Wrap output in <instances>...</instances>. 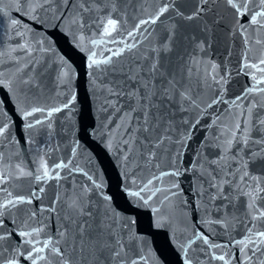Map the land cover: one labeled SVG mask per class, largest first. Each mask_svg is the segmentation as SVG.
I'll return each instance as SVG.
<instances>
[{
  "label": "water",
  "instance_id": "water-1",
  "mask_svg": "<svg viewBox=\"0 0 264 264\" xmlns=\"http://www.w3.org/2000/svg\"><path fill=\"white\" fill-rule=\"evenodd\" d=\"M161 2L95 0L92 10L83 12L80 0H0V80L5 85L0 86V123L7 124L0 137V171L7 177L0 183V203L33 191L38 197L32 204L0 209V232L14 229L0 261L19 251L25 254L19 256L20 264H31L25 259L31 245L17 233L32 229H41L32 238L40 241L37 247L45 240L59 241L64 251L73 235L59 234L68 227L65 203L77 195L97 223L113 224L129 259L145 257L139 264L264 261V243L257 235L264 231V220L253 219L245 195L257 182L253 178L264 188V143L259 142L264 141V125L258 124L264 120V91H248L264 89V83L257 84L264 78L259 70L264 65L249 68L243 59L246 48L251 49L252 63L264 51V45L253 43L264 39V29L254 32L251 11L238 18L226 0H175V9L170 7L155 24L144 25L129 38L138 21L154 15ZM196 12L199 15H193ZM108 19L117 21V31L110 36L104 34ZM13 20L20 23L13 26ZM242 25L247 29L243 33ZM169 30L174 32L170 50L161 52L160 60L181 67L197 62L199 73L194 71L189 81L195 103L165 100L164 106L151 108L149 121L156 127L149 144L139 130L141 104L126 95L139 83L128 76L142 66L141 77L148 78L152 49L167 42ZM122 40L138 46L113 56L110 64L89 67L93 58L102 60L122 49ZM109 88L125 95L113 96ZM216 99L221 102L213 104ZM133 107L137 111H131ZM34 108L42 111L25 118L23 112ZM37 120L35 127H28ZM237 124L241 129L247 125V143L238 132L233 139ZM159 140L163 142L154 147ZM45 161L49 167L67 165L57 170L59 180L42 182L35 180V173L20 174L21 168L27 173ZM55 195L60 197L56 211H41L53 206ZM259 195L264 197V192ZM255 203L264 206V199ZM249 239L254 243L247 247L239 243ZM45 255L58 264V258L47 251ZM66 255L75 254L68 248ZM220 255L225 259L216 258Z\"/></svg>",
  "mask_w": 264,
  "mask_h": 264
},
{
  "label": "snow or ice",
  "instance_id": "snow-or-ice-1",
  "mask_svg": "<svg viewBox=\"0 0 264 264\" xmlns=\"http://www.w3.org/2000/svg\"><path fill=\"white\" fill-rule=\"evenodd\" d=\"M27 3V0H24ZM204 4L208 3V0H202ZM67 3V0H65ZM75 3V0H73ZM95 3V0H80L78 7L83 12H88L92 10V5ZM228 6L235 10L237 17H241L243 15L248 14L251 11V15L249 17V23L252 25H257V28L253 31H259L260 29H264V21L260 18H264V0H226ZM249 3L253 4V8L249 9ZM42 6V5H41ZM172 7L175 9V0H162L161 5L156 9L154 15H150L147 19H143L138 21V23L134 26L133 31L128 33L129 38H134L137 33L140 32V29L144 25H152L155 24L160 17L163 16L165 13L169 11V8ZM200 11H204L203 8ZM177 15H182L178 10L176 11ZM193 15H199V12L194 13ZM186 19H192L193 16L185 17ZM20 21L13 20V26L19 24ZM107 26L104 30V34L106 36H110L112 32L117 31V21L113 19H108L106 22ZM241 32L243 33L247 29L242 25ZM147 32V29H144ZM174 32L169 30V34L164 37V40L167 41L166 43H162L159 47H154L152 52L155 54L152 57V62L147 69V79L141 77V72L144 71L142 66H138L135 69V73L133 75H129L128 79L136 81L139 83V87L130 90L126 95L135 98L137 103L141 104V116H142V127L139 129L143 131L147 135L145 136V140L148 141L149 144L152 143L151 141V134L154 128L156 127L155 124L150 123L149 121V114L151 108H155L158 106H164V101L167 100L169 104L175 103L177 105L181 104L182 102H187L189 104H194L195 101L192 95V85L189 81L192 79L194 71L199 73V69L196 67L197 62L195 60H190L189 65L191 66H177L170 60L165 58V61L162 63L160 60V53L167 52L170 50V44L173 38ZM115 42V41H113ZM120 43L123 45V48L111 52V55L108 57L97 60L93 58L92 63L89 67L98 66L99 64H110L112 62L113 56L119 57L122 55L123 51H132L134 48L138 46L137 42L128 43L127 40H122ZM253 43L256 45H264V39L256 38ZM245 44H248V39L245 37ZM202 48V45L200 46ZM26 49V45L21 46V50ZM251 51L250 48H246L245 54L243 59L246 61L245 66L249 68H258L259 65H264V51L260 53L259 58L256 60L255 63L249 61L248 53ZM93 57H95V53H93ZM216 66H212V70H215ZM260 71L264 72V68H260ZM207 71V70H205ZM212 79L215 81L216 76H212ZM157 80L159 83H157ZM221 81L226 83V79L224 77L220 78ZM219 82V81H218ZM264 83V78L260 81H257V84ZM0 86H5L4 81L0 80ZM249 92L252 91H264L259 87L250 88ZM109 92L113 96H120L125 95V93L117 91L113 88H109ZM240 99V97H237ZM159 102V104L157 103ZM221 101L219 99L213 100V104H218ZM3 102L0 101V104ZM67 107V105H65ZM211 107V104L208 105ZM131 111L135 112L137 109L135 107L130 109ZM36 111H42L41 109H31L25 110L23 115L25 118L28 116L34 115ZM59 111V109H56ZM249 115L251 114V109L248 110ZM51 113H49L50 115ZM243 115V113H241ZM158 119V118H157ZM198 122V121H197ZM36 123H40L39 120L35 122H30L28 124L29 128L35 127ZM259 125H264V120L258 119ZM7 131V124L0 123V137H3L4 132ZM259 131V129H258ZM240 133L241 136H245L244 143H247V132L248 127L245 126L244 129H241L240 125L237 124L235 128V132L233 133V139H235V133ZM162 140H159L154 147H158L159 143H162ZM264 143V141H259ZM231 143V141H229ZM154 152H149L148 155L154 156ZM19 168V165L17 166ZM67 167V165L63 163H53L51 167H49L47 161L43 164H39L37 162V167L34 170H30L27 173L24 170L20 169L21 175H29L32 176L35 173V180L46 182L49 179H60L58 169H62ZM55 174V175H54ZM244 175H247L245 172ZM243 180V176L240 177ZM257 182L254 186L250 188L249 191L245 193L251 202L246 203V207L248 209H253L255 215L253 219H261L264 220V206L257 205L255 201L257 198L264 199V197H260V193L264 192V188H262L259 184L258 178H253ZM7 177L3 171H0V183L6 182ZM151 183V181H149ZM217 187L218 190L221 191V199L228 200L227 196L222 194V189H220L219 185H213ZM3 189H0L2 191ZM41 193L44 192V187L39 189ZM11 196V193L8 194ZM134 196H140V192L132 193ZM38 198L36 192H31L27 197L20 195L16 196L15 198L8 199L4 203H0V209L8 208V207H16L21 204H32L33 199ZM60 200L59 195H55L53 198V206L50 208H42L41 211H49L55 212V204L58 203ZM65 208L67 209L66 212V220L68 221V227L60 231V236L64 237L65 234L69 231L73 233L72 239L70 242L66 241V246L64 251L58 246L59 241L54 244L51 240H45L43 245L37 247L36 245L40 243L39 240L33 241V237H38L40 234L41 229H32L30 231H21L17 234L24 238V242L31 245L30 250L27 252L25 259L30 260L31 264H39V261L45 260L47 264H51V261L48 259V256L45 255L47 251L53 257L58 258V264H139V261H143L145 257L141 256L137 258L129 259V251L125 249V242L123 238H118L112 223H107L104 220L96 222L95 218L93 217V213L91 209H87L85 203L82 201L81 197L77 195L74 199H71L70 202L65 203ZM3 211H0V217H3ZM32 217H35L36 212L33 211L30 213ZM86 217V218H85ZM0 228H3V220L0 219ZM13 230L0 232V257L3 256V253L7 250L4 247V242L8 241L12 235ZM251 232V229L249 230ZM257 235L261 238V242L264 243V231H258ZM200 239H203L205 243L208 241L207 236H201ZM240 244L244 245L245 247L248 244H253L254 242L249 239L247 243L245 241H240ZM71 248L72 252L75 254L74 256L66 255L67 249ZM23 252L17 251L16 256L12 259L7 261H0V264H20L19 256H24ZM253 255H255V248H253ZM219 260H224V255H220L216 257ZM249 260L252 259L250 256ZM261 264H264V261H261Z\"/></svg>",
  "mask_w": 264,
  "mask_h": 264
}]
</instances>
